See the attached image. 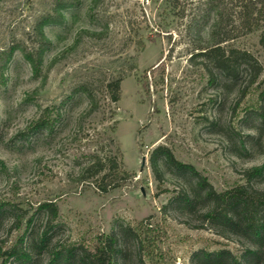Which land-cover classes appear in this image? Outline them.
<instances>
[{
  "label": "rangeland",
  "instance_id": "374dc122",
  "mask_svg": "<svg viewBox=\"0 0 264 264\" xmlns=\"http://www.w3.org/2000/svg\"><path fill=\"white\" fill-rule=\"evenodd\" d=\"M60 1L68 0H0L2 247L16 238V209L57 207L53 220L47 210L35 213L24 242L29 259L13 264H84L108 235L117 241V264H264V235L257 240L207 218L213 202L199 186L204 178L216 193L264 191L260 31L237 27L230 41L262 65L249 84L244 66L234 77L215 69L211 77L207 61L194 56L210 40L209 0H76L58 8ZM46 16L54 22L42 27L46 44L35 72L26 55L40 47ZM46 109L52 130H31ZM158 146L197 176L159 157L157 179L150 156ZM95 157L115 159L135 177L101 193L100 175L87 171ZM261 166L260 176L248 178ZM220 251L228 254L214 258ZM55 252L64 258L52 263Z\"/></svg>",
  "mask_w": 264,
  "mask_h": 264
},
{
  "label": "trees",
  "instance_id": "16d2710c",
  "mask_svg": "<svg viewBox=\"0 0 264 264\" xmlns=\"http://www.w3.org/2000/svg\"><path fill=\"white\" fill-rule=\"evenodd\" d=\"M76 0L60 1L58 8H64L74 4ZM227 1V2H226ZM226 2V3H225ZM212 10L214 11V19L211 24L210 40L201 48L200 52L195 53V57H200L208 64H204L207 73L213 77V70H219L227 77H234L236 70L244 66L250 77L249 84H254L262 72V65L258 60L247 50L237 49L230 41L234 39L233 30L237 27L245 29L247 32L260 31L259 43L264 52V0H209ZM223 4V5H222ZM211 10V9H210ZM54 22L53 17L46 16L38 24V35L40 36V47L33 54L26 55L30 61L33 70L38 71L43 54L44 36L42 27L46 24ZM237 23V25L235 24ZM229 43V44H228ZM225 44H228L225 46ZM42 45V46H41ZM147 72L143 73V79H146ZM120 80H116L110 84L111 100L117 102L120 98L119 92ZM146 93H148L147 84L142 85ZM264 94V88L262 92ZM93 102V101H92ZM96 109V104L92 103L89 111L93 112ZM48 109L45 110V113ZM42 114L29 127L31 130H52L54 120H50V113ZM159 157H164L166 162L173 166L179 172H189L197 176V172L192 165L184 164L176 161L171 151L164 146L155 148L150 156V166L154 176L158 179L157 160ZM88 170H92L93 176L100 175L97 179L95 187L101 193L121 187L122 182H117V179H125L128 176L135 177L134 174H129L125 171H119L115 159H102L95 157V160L90 165ZM263 167H254L247 171L248 178L260 176ZM119 174L122 176H119ZM199 186L202 190H206V195L213 202V207L206 217L215 220L221 224H226L234 232L239 230L245 231L257 240H262L264 235V221L259 218L260 207L264 206V191L250 192L244 186L216 193L204 178H200ZM5 203H0V217L5 210ZM39 210H47L51 219L57 216V207L52 202H45L37 206V208L29 213L23 209H16L11 221V228L17 232L16 238L7 247H2L0 243V264H13L14 260H28L29 256L24 248V242L27 233L32 224L34 215ZM46 231L41 236L40 244L45 243ZM117 241L115 236L108 235L99 237L96 241L94 250L87 252L82 258L84 264H117ZM228 254L225 251H220L213 254L214 258H221ZM64 256L61 252H55L51 260H62ZM12 260V261H11ZM235 263L240 264L234 260Z\"/></svg>",
  "mask_w": 264,
  "mask_h": 264
},
{
  "label": "water",
  "instance_id": "95a60500",
  "mask_svg": "<svg viewBox=\"0 0 264 264\" xmlns=\"http://www.w3.org/2000/svg\"><path fill=\"white\" fill-rule=\"evenodd\" d=\"M144 163H145V158L143 157L142 158V164H141L142 167H143Z\"/></svg>",
  "mask_w": 264,
  "mask_h": 264
},
{
  "label": "built area",
  "instance_id": "2783aa9c",
  "mask_svg": "<svg viewBox=\"0 0 264 264\" xmlns=\"http://www.w3.org/2000/svg\"><path fill=\"white\" fill-rule=\"evenodd\" d=\"M146 2H148V1L146 0Z\"/></svg>",
  "mask_w": 264,
  "mask_h": 264
}]
</instances>
